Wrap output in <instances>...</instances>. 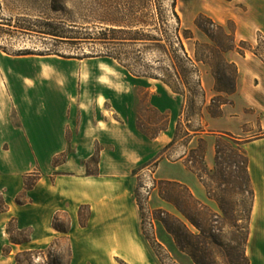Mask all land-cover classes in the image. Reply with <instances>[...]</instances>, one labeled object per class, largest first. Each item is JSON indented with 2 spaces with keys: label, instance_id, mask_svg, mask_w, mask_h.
Segmentation results:
<instances>
[{
  "label": "rangeland",
  "instance_id": "374dc122",
  "mask_svg": "<svg viewBox=\"0 0 264 264\" xmlns=\"http://www.w3.org/2000/svg\"><path fill=\"white\" fill-rule=\"evenodd\" d=\"M171 3L172 0H0V68L6 70V79L16 92H21L22 83L26 86L28 99L24 103L30 105L27 116L41 115L45 103L54 102L52 92L63 93V105L83 93L86 100L95 96H99V101L105 100L106 115L130 123L137 135L134 148L125 150L124 143L117 153L112 144L96 141L88 158L78 156L70 145L52 160L48 156L31 158L30 166L35 162V167L30 173L39 175L41 180L33 187L37 190L33 193L35 200L30 199V204L18 214L23 216L20 225L31 229V241L14 247L0 233V250L12 249L7 256L0 252V264H15L18 251L41 248L55 239H60L65 262L70 254L68 264H196L179 250L159 219H168L176 230L182 228L192 237L197 250L189 249L196 253L197 264L245 263L241 260V238L247 227L244 220L248 194L240 195L230 181L232 166H223L229 181H220L215 155L204 160L203 165L200 158L204 145L199 143V137L188 136L187 128L210 132L205 122L220 112L221 103L228 102L227 93L236 83L235 70L238 72V66L228 63L225 57L229 48L245 42L243 46L251 48L243 52L248 56L247 62L251 67H261L250 52L254 50L264 59V0H175L174 8ZM200 14L213 22L201 21L208 35L195 26ZM14 26L56 31L76 40L55 41ZM225 35H230L234 44L225 40ZM233 51L238 53L237 49ZM50 53L82 59L46 55ZM171 88L180 95H174ZM219 90L226 93L217 95ZM125 96L133 100L131 122L125 115L120 116L114 105V101ZM155 111L166 117L165 131H155L164 124L161 119L156 120ZM98 115L94 110L89 119H102ZM69 117L70 114L63 116L62 121ZM12 118L18 123L16 110ZM71 135L68 130L67 140ZM171 137L173 143L167 148ZM208 141L210 144L213 139ZM208 146L206 141L205 156L210 155ZM104 149L107 154L101 162V181L87 183L82 179L84 173L75 169L82 164L85 172L99 174ZM182 157L192 174L196 175L190 169L193 167L202 176L201 180L196 177L208 186L204 188L211 201H199L184 185L166 189V196L177 207L160 198V181H165L161 180L160 170ZM54 161L57 165L66 161L68 164L53 171ZM55 173L62 175L57 186L50 183ZM93 184L109 186L110 200H102L92 211L89 204L69 199L70 192L76 198L87 197L83 187ZM69 186L74 190H69ZM189 192L200 205L193 206ZM16 198L24 203L27 197L22 191ZM80 206L87 207L84 217L89 213L83 228L78 222ZM180 210L190 214L199 227L186 220ZM59 211L66 212L69 218L66 235L51 225L52 217ZM261 216L253 234L250 220L244 248L249 261L253 258L257 263L264 262V211ZM66 217L61 220L65 222Z\"/></svg>",
  "mask_w": 264,
  "mask_h": 264
},
{
  "label": "crops",
  "instance_id": "0c3cea01",
  "mask_svg": "<svg viewBox=\"0 0 264 264\" xmlns=\"http://www.w3.org/2000/svg\"><path fill=\"white\" fill-rule=\"evenodd\" d=\"M250 54L259 62L261 67H251L247 62V54L244 56V53L240 54L233 50L226 54L225 57L228 63L238 66L236 88L232 94L228 95V102L220 105V114L209 117L205 122V128L210 129V132L206 137H201L209 145L210 155L205 156L204 160L206 162L215 155L217 137L227 136L229 139L240 143L239 147L248 158V173L254 191L251 221H255L254 228L256 229V223L262 218L261 212L264 211V62L252 52ZM7 76L6 70L0 68V194L8 205V211L0 214V233L5 235L8 244L11 245L5 233L6 225L11 218L17 219L20 228H30L20 225L23 216L18 214L26 209L27 205L30 204V199L35 200L33 193L35 194L37 190L32 188L25 191L27 198L22 205L16 204L15 198L22 191L24 192V175L30 174L33 167H35V162L33 167L30 166L31 158L48 156L52 160L56 155L63 153L68 145L75 150L78 156L88 158L93 152L96 141L102 145L112 144L115 153H117L122 150L124 143L125 150H129L131 147L134 148L133 142L137 135L130 123H121L106 115L104 110L105 100L99 101V96L89 97L86 100L83 93L71 97L70 102L63 105V93L52 92L53 96L50 97L54 99V102H46L43 113H40L41 115L29 117L26 114V109H29L30 107L27 106L30 105L24 103L28 99L26 86L22 83L21 92H16L9 85L6 79ZM150 98L153 103V95ZM114 103L120 116L125 115L128 122L134 119L133 100L129 96H125L120 101L116 100ZM154 106L156 109L163 110L161 107ZM14 110L18 115V123H14L12 118ZM94 110L102 119L97 117L95 122L89 119ZM69 114L68 120L63 122L62 117ZM79 115L80 118L78 119ZM68 130L72 134L70 140L66 138ZM205 133L207 132L203 134ZM209 138L213 139L210 144ZM171 141L172 137L170 138ZM105 151L106 149L101 152L98 175H87L82 164L75 169L80 174L84 173L82 179L88 181L87 183H94L91 182L93 180L101 181L104 170L101 162L107 154ZM184 159L185 157H182L175 162H171L168 166L162 167L160 170L161 180L177 182L186 186L194 197L201 202L211 201L203 184L184 164ZM42 163L45 164V162ZM67 164L68 161L54 167L50 163L53 171H59ZM56 176L50 181L51 185L54 182V185L57 186L58 182L61 181L62 175ZM70 189L74 190V188ZM83 191L87 194V197L76 198V195L70 191H68L70 192L68 197L69 199H78L79 204H89L92 211L94 207H99L102 200H110L111 198L109 186H95L93 184L87 189L83 187ZM257 203L259 208L255 211ZM12 246L22 247L24 245ZM250 264H264V262L261 260L257 263L253 258H250Z\"/></svg>",
  "mask_w": 264,
  "mask_h": 264
},
{
  "label": "trees",
  "instance_id": "16d2710c",
  "mask_svg": "<svg viewBox=\"0 0 264 264\" xmlns=\"http://www.w3.org/2000/svg\"><path fill=\"white\" fill-rule=\"evenodd\" d=\"M223 1H230V0H223ZM175 6V0H172L171 3V7L174 8ZM56 11V10H55ZM174 17L178 19L177 14L175 13L174 9L172 11ZM203 19H207L211 24H213V22L207 18L205 15L200 14L197 16L196 20H195V26L201 30L202 32H204L205 34H207L206 30L202 27V23L201 21ZM47 25V24H46ZM16 29H22L24 31H29V32H35L37 34L42 35V37H49L55 41H60V40H65L63 42H75L76 38L75 37H64L61 36V34H59L56 31H35L31 28H21V27H17L14 26ZM48 27H50V25H48ZM222 29V27H220ZM208 35V34H207ZM225 40H228L230 42H232V44H234V40L233 38L229 35V37H227L225 35L224 37ZM245 42H239L238 46H233V48H229L227 51H231L233 49H237L238 53L243 54V51L245 49L251 50V48H245L244 45ZM226 51V50H224ZM254 55H256L257 57H259L263 62L264 59L260 57V55H258L254 50L252 51ZM28 55V54H25ZM46 55H55L57 57H61L64 59H82L79 58L77 56H64L61 55L59 53H50V54H46ZM85 58V57H84ZM88 58V57H86ZM234 65V64H231ZM235 67V66H234ZM238 76V72L237 70H235V78L237 79ZM164 83V82H163ZM165 84V83H164ZM236 88V83L233 85V88L230 92H228L227 94L230 95L235 91ZM171 90L173 91V93L180 95L178 92L174 91L172 88ZM225 91L223 90H219L218 93H223ZM226 93V92H225ZM221 104H225V103H221ZM220 104V105H221ZM148 110H150L151 112H153L154 110L151 109L150 107L148 108ZM155 115L157 117L156 120H162L161 122H163L164 124L159 127L157 130L155 129V131L160 132V131H165L166 129V117L164 115H160L155 111ZM219 113L215 114V115H219ZM214 115V116H215ZM162 116V117H161ZM154 122V125L158 124V121ZM204 132H206L205 130H190L189 128H187V135L188 136H193V137H199V143L203 144V151L201 153V162L204 165V158H205V148H206V140L201 137V134H203ZM208 134V132L206 133ZM156 136V134L154 135ZM153 136V137H154ZM263 137V136H261ZM260 138V137H259ZM174 140V137H173ZM173 140L168 144L167 148H169L172 143ZM240 143L239 142H235L232 139H229V137L227 136H219L216 138L215 141V160H216V165L218 166V175H220V181L221 182H228L229 180L225 179V176L223 174V166L226 165L227 167H233V171L230 172V175L232 177V181L237 190L239 191V193H241L240 195H243L244 193L248 194V210H247V214L245 216V224L247 225L246 229H245V234L244 237L241 238V246L243 247V254L241 257V260H243L245 263L244 264H250L249 259L247 258V256H245V245L248 241V237H249V224H250V220H251V211H252V206H253V201H254V191L252 188V183H251V179L248 173V158L245 154V152L239 147ZM57 159V158H56ZM92 162L97 163V159H91ZM58 162L54 161L53 166L57 167ZM87 167V165H86ZM203 168L206 171V167L203 166ZM195 174L196 176L201 180L202 176L199 175L198 171L193 167L190 168ZM87 175H98L97 171L96 172H86ZM55 175H58V173H55ZM33 177V180H30L28 178ZM39 175H36L35 173H30L27 176L24 177V194L25 191L31 190L37 183V181L39 180ZM173 185H180L183 186L182 184H179L177 182H172V181H160V187H159V196L161 199H163L166 202L172 203L175 205V202L170 198L166 196V189L170 188ZM204 187L207 189L208 186L203 183ZM185 187V186H183ZM189 196L192 199L193 202V206L194 205H200V202H198L197 199H195L193 197V195L189 192ZM215 201L217 202L220 210L222 212L225 213L224 207L222 206V204L220 203L219 200L215 199ZM15 203L18 205H22L23 203L20 202L18 200V198L15 199ZM176 206V205H175ZM177 207V206H176ZM86 206H80L78 209V222L80 227H86V223L89 219V213L87 214L86 217L83 216V210L86 209ZM8 211V205L6 203V201L4 200L3 196L0 194V214H3L5 212ZM180 213L183 215V217L188 220L192 225L199 227L198 223L190 216V214H188L186 211L180 210ZM67 216L66 212H58L54 215L51 225L52 228L57 231L58 233L62 234V235H66L69 231V218ZM61 217L64 218L66 217L65 222L63 220H61ZM159 221L163 224L166 232L171 235V237L173 238V240L175 241V243L177 244L178 248L180 251L186 253L188 256L191 257V259L194 261V263H198L197 261V257H196V253L193 251H190L189 247H192L194 250H197L196 247L194 246V244L192 243V237L188 234H186V232H184V230H181L180 228L178 230H176L172 224L169 222L168 219H159ZM240 221L235 220V224L234 227L237 228V222ZM180 224V223H179ZM181 227L184 226L181 225ZM5 233L8 237V241L11 245H26L29 244L31 241V229L30 228H20L17 222L16 218H11L5 228ZM213 239V236H209V238ZM60 239H55L53 240L50 244L45 245L41 248H31V249H26V250H21L18 251L15 256H14V263L15 264H68L69 259H70V254L67 258V261L65 262L63 256L61 255V250H60ZM69 247V246H68ZM3 256H7L11 253L12 249L7 248V250H1ZM67 251L70 252L69 248H67ZM68 252V253H69Z\"/></svg>",
  "mask_w": 264,
  "mask_h": 264
},
{
  "label": "bare ground",
  "instance_id": "6f19581e",
  "mask_svg": "<svg viewBox=\"0 0 264 264\" xmlns=\"http://www.w3.org/2000/svg\"><path fill=\"white\" fill-rule=\"evenodd\" d=\"M258 208H259V204L257 203L256 206H255V211H257ZM254 226H255V221H253V225H252V234H253V232L255 230Z\"/></svg>",
  "mask_w": 264,
  "mask_h": 264
}]
</instances>
